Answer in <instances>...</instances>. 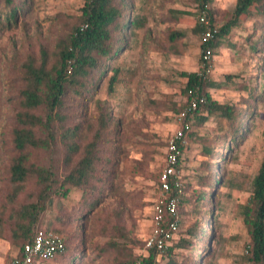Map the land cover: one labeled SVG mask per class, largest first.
I'll return each instance as SVG.
<instances>
[{"label": "rangeland", "instance_id": "1", "mask_svg": "<svg viewBox=\"0 0 264 264\" xmlns=\"http://www.w3.org/2000/svg\"><path fill=\"white\" fill-rule=\"evenodd\" d=\"M27 1V10L21 12L17 23L0 30V205L9 191L11 160L18 153L12 143V132L17 127L16 115L21 111L19 93L24 83L20 66L28 55L39 57L43 49L51 53L60 39L70 37L84 6V0ZM122 2V15L127 19L129 13V20L135 21L138 28L124 29L126 43L108 62L106 72L83 95L69 92L65 110L68 125L81 126V145L87 144L97 131L103 132L101 168L109 170L111 177L105 176L107 186L101 202L85 219L73 215L80 210L79 195L54 197L42 216V227L64 229L61 235L71 248L62 260L40 264H118V260H127L128 248H132L135 256H144L143 241L151 233L155 205L165 199L160 186L167 145L176 130L186 125L178 119L187 100L183 93L186 78L181 74L199 72L201 68L203 44L194 32L200 12L195 0ZM235 3L236 0H214L208 16L221 27L232 17ZM0 8H4L3 0ZM261 37L264 23L254 20L240 23L215 50L210 63L212 70L208 77L221 85L207 90L211 98L243 113L253 109L248 114V127L236 137L237 142L227 146L228 133L222 132L213 118L200 125L192 114L185 122L189 129L184 132L186 142L177 180L189 201L181 200L180 207L177 206L179 225L168 242L179 264H251L245 260L250 235L243 211L253 177L264 157V99L255 102L252 96L257 92L251 95L243 86L252 84L259 90L264 83V47L254 52L250 49V42ZM103 61V57H98L102 69ZM113 76L116 81L111 87ZM206 114L202 109L197 116ZM205 146L212 147L218 161L205 153ZM62 152L60 144L54 152L31 151L29 161L42 166L53 164L62 179L65 174L59 161ZM210 167H213L210 175L219 179L213 188ZM102 169L99 174L103 176ZM204 174L208 175L200 183L198 177ZM30 191L36 193L33 183L21 196L23 202ZM202 194L204 202L199 200ZM210 194L214 199H209ZM209 211L212 220L216 218V225L214 228L206 225L212 238L200 245L202 255L194 248L176 247L181 238L192 239L189 229L196 226L200 229L206 224ZM122 234L133 243L123 251L109 249L113 240H124ZM192 240L194 244L198 241ZM95 246L108 251L102 256L94 251L88 253ZM82 247H86V252L79 254ZM19 252L10 240L0 238V264H12ZM169 258L167 252L163 253L158 264H168Z\"/></svg>", "mask_w": 264, "mask_h": 264}, {"label": "trees", "instance_id": "2", "mask_svg": "<svg viewBox=\"0 0 264 264\" xmlns=\"http://www.w3.org/2000/svg\"><path fill=\"white\" fill-rule=\"evenodd\" d=\"M3 1L4 8H0V30L16 24L21 12L26 11L29 4L27 0H16L17 3L15 0ZM195 1L198 4L199 16L204 14L210 27L214 29L213 37L202 45L203 49L210 48L213 54L223 44L232 29L240 23L251 20L264 23V0H236L232 17L221 27L216 26L213 19L208 16L214 0ZM122 6V0H84L79 23L72 31L71 36L60 39L51 53L43 49L39 57L28 55L20 66L21 80L24 83L19 93L21 111L16 115L17 127L12 132V143L18 153L11 160L9 191L5 201L0 205V238L10 240L14 246L20 249L12 264L22 258L24 246L32 241L38 230L43 229L42 216L53 204L55 196L68 198L71 194L79 195L80 210L74 211L73 215L83 219L88 217L89 211L96 208L101 202V197H103L107 186L105 176L109 175V170L101 168L103 158L100 141L103 132L97 131L87 144L81 145L79 142L81 126L68 125L69 117L65 113L68 105L66 96L71 91L83 95L85 90L93 88L94 83L108 69V62L126 43L125 36L122 34L124 29L138 28L135 21L129 20V13L127 19L122 15ZM206 28L207 25L199 21L194 32L202 39ZM115 32H118V35ZM176 37L180 38L177 35ZM257 41L250 42L252 52L264 47V37ZM227 43L232 46L229 42ZM98 57L104 58L103 69L98 63ZM181 75L186 78L183 93L187 100L184 107L194 98L204 96L205 103L201 104L193 113L194 118L200 120V125L213 118L219 129L228 133L229 142L226 145L236 143V137L241 136L245 128L248 127L247 119L250 116L248 114H252L253 109H250L252 111H249L250 113H243L228 104L214 101L207 90L221 85L213 82L209 77H204L199 72H183ZM115 81L116 77L113 76L111 87ZM251 81L253 80L251 79ZM262 87H264V83L261 84L259 90L252 84L243 86L251 95L252 92H257L252 96L255 102L264 99ZM202 109L206 110V116H197ZM58 144L63 148L59 158L65 171L62 179L58 177V168H55L53 164L42 166L35 161H29L31 151L46 149L54 152ZM204 151L213 156L215 161H218L212 147L205 146ZM100 169L104 170L105 175L99 174ZM212 171L213 167H210L209 175L213 173ZM207 175H200L198 181L204 182ZM109 176L111 177V174ZM212 176L210 175L214 183L211 188L219 181L214 175ZM30 183L35 186L36 193L28 192L25 196L27 199L23 202L21 196L26 192ZM184 190L183 186L181 193L175 186L171 190V196L178 199L179 207L182 203L181 200L189 201L183 196ZM204 197L205 195L202 194L199 200L204 202ZM208 197L211 200L214 199L212 194ZM197 205H201V202H197ZM206 214L207 222L203 227L198 229L196 226L188 230L190 237L198 240L197 243L194 244L192 239L181 238L176 247L194 248L196 253L202 255L200 245L209 242L212 238L206 225L213 228L216 225V218L212 220V212L209 211ZM243 217L250 235L245 260L251 264H264V157L257 174L253 177L252 190L248 203L244 206ZM165 219L166 223L175 220L169 213L166 214ZM60 220L62 221V218ZM177 222L179 225V220ZM59 224L63 225L62 222ZM48 230L59 235L64 233L62 228ZM121 236L124 240L120 242L113 240L110 242V247L108 246L109 249L113 248L119 252L124 248L127 249L128 244L133 243L130 237L125 234ZM145 244L146 239L143 241L144 249ZM70 248L68 241H65L61 251L40 263L62 260ZM106 251L108 250L104 247L95 246L88 253L97 252L102 256ZM127 251V260L120 262L118 260V264H136L137 262L158 264V257L165 252L170 257L168 264H179L174 258V249L169 246L162 252L155 248L145 250L144 256H135L132 248H128ZM78 252L84 254L86 247H82Z\"/></svg>", "mask_w": 264, "mask_h": 264}, {"label": "built area", "instance_id": "3", "mask_svg": "<svg viewBox=\"0 0 264 264\" xmlns=\"http://www.w3.org/2000/svg\"><path fill=\"white\" fill-rule=\"evenodd\" d=\"M199 21L207 25L206 30L202 35V44L209 42L214 35V29L210 27L205 15L199 16ZM213 52L210 48H202L201 68L199 73L204 77L210 76L211 73V59ZM205 103V97L199 96L194 98L178 115L179 122L183 125L176 130L174 136L169 140L167 145V159L166 166L161 174L160 190L165 199L159 201L154 208L152 217V230L149 237L146 239L145 250L148 251L155 248L159 252L164 251L168 247V242L173 238L178 229V199L171 196L172 187L175 186L182 192V185L177 180L179 173V163L181 160V151L183 150L185 137V130L189 129L186 122L201 104ZM169 213L175 218L174 221L166 223V214ZM167 224V226H166ZM64 238L48 229H40L35 234L31 242L27 243L22 249L23 256L21 259L15 261V264H39L42 260H47L57 254L64 247ZM136 264H143L137 262Z\"/></svg>", "mask_w": 264, "mask_h": 264}, {"label": "crops", "instance_id": "4", "mask_svg": "<svg viewBox=\"0 0 264 264\" xmlns=\"http://www.w3.org/2000/svg\"><path fill=\"white\" fill-rule=\"evenodd\" d=\"M39 264H40V262H39Z\"/></svg>", "mask_w": 264, "mask_h": 264}]
</instances>
